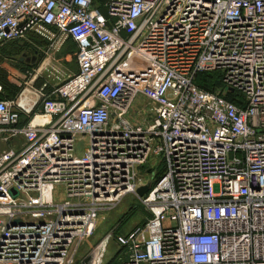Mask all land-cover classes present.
Wrapping results in <instances>:
<instances>
[{
  "label": "built area",
  "instance_id": "2783aa9c",
  "mask_svg": "<svg viewBox=\"0 0 264 264\" xmlns=\"http://www.w3.org/2000/svg\"><path fill=\"white\" fill-rule=\"evenodd\" d=\"M41 27L34 73L65 39L76 71L0 100V142L22 141L0 152V264H80L99 215L142 186L147 217L111 264H264V0H0V46ZM213 71L220 88L194 84Z\"/></svg>",
  "mask_w": 264,
  "mask_h": 264
},
{
  "label": "rangeland",
  "instance_id": "374dc122",
  "mask_svg": "<svg viewBox=\"0 0 264 264\" xmlns=\"http://www.w3.org/2000/svg\"><path fill=\"white\" fill-rule=\"evenodd\" d=\"M54 34L52 29L41 27L37 33L29 32L21 40L5 43L2 47L0 46V92L1 82H10L11 85L15 83L22 89L26 88L29 91L39 89L43 86L44 89H49L61 83L63 79L71 76L75 72V51L72 48V42L66 39L67 41L65 40L66 43H64L63 48L54 55L50 63L46 66L45 72L34 73L38 66L36 59L42 57V51L48 43L47 39H49V37L51 38ZM11 44H17L19 47L21 46L17 55H13ZM8 50L11 51L9 52ZM3 52H8L12 57L4 58L2 55ZM21 53L28 58L36 54V58L27 64L20 65L21 67L19 69L17 66L18 59H24L21 57ZM9 54L7 56H9ZM53 70L58 73L60 72V75L52 73ZM147 108V102L144 99H136L128 114V118L132 123L136 124V126L145 124L147 117L144 112L138 109H142L146 112ZM1 147L6 148L7 146L3 145ZM75 148L78 153H80L84 148V141H77L75 143ZM157 161V159L150 160V173H146L147 169L144 166L136 169L142 184H147L152 181ZM145 217H147V213L140 205L136 194L124 196L115 207L99 215L93 235L81 247L79 252L80 255L87 254L88 251L93 249L105 236L109 235L110 239L106 244L101 263L111 264L112 258L116 257L118 253V246L114 243V236L128 232L135 225L140 224Z\"/></svg>",
  "mask_w": 264,
  "mask_h": 264
},
{
  "label": "trees",
  "instance_id": "16d2710c",
  "mask_svg": "<svg viewBox=\"0 0 264 264\" xmlns=\"http://www.w3.org/2000/svg\"><path fill=\"white\" fill-rule=\"evenodd\" d=\"M98 3H100L102 0H96ZM12 46V53L13 55H17L20 51L21 46L19 47L17 44H11ZM11 50H8L9 52ZM8 52H3L2 55L4 58H10L12 55ZM21 53L20 55H22ZM40 58H37L36 61L38 62ZM194 84L200 88L203 91L206 92H213L215 89L221 87L220 82V75L218 72H203L196 75ZM1 93H0V100H11L13 99L17 94V89L11 85L10 83H3L1 82ZM224 98L230 102H239L240 98L239 95L231 92H225ZM162 173V167H158L154 173L155 179H157Z\"/></svg>",
  "mask_w": 264,
  "mask_h": 264
},
{
  "label": "crops",
  "instance_id": "0c3cea01",
  "mask_svg": "<svg viewBox=\"0 0 264 264\" xmlns=\"http://www.w3.org/2000/svg\"><path fill=\"white\" fill-rule=\"evenodd\" d=\"M66 40V39H65ZM63 41V43H62V45H60V47L57 49V51L55 52V53H53V56H52V58L54 57V55L56 54V53H58L62 48H63V46H64V43H66V41ZM2 47V46H1ZM72 48H73V50L75 51V47H74V45H73V43H72ZM21 57H23L24 59H21V60H19L18 59V64H17V66H18V68L20 69V65H22V64H27L28 62H30V61H28L27 59H28V57H26L24 54H22L21 55ZM24 60V61H23ZM38 63V62H37ZM75 71H76V66H75ZM75 73V72H74ZM51 74V73H50ZM49 74V75H50ZM46 76H48V75H46ZM10 83V82H9ZM12 85L18 90L17 91V94H16V96L17 95H21V97H25V98H29V99H31L32 101H34L35 99H36V97H35V93H34V91L35 90H33V91H29V90H27L26 88H24V89H22L19 85H17V84H15V83H12ZM2 92V91H1ZM0 92V93H1ZM15 96V97H16ZM25 122V118H23V117H21L20 118V121H19V124L21 125V124H23ZM21 140L20 139H13V140H11V141H9V142H7V143H3V142H0V151H6V150H8V149H17L19 146H20V144H21ZM3 145H6L7 147L6 148H3V147H1V146H3Z\"/></svg>",
  "mask_w": 264,
  "mask_h": 264
},
{
  "label": "water",
  "instance_id": "95a60500",
  "mask_svg": "<svg viewBox=\"0 0 264 264\" xmlns=\"http://www.w3.org/2000/svg\"><path fill=\"white\" fill-rule=\"evenodd\" d=\"M20 60V59H19ZM147 186H142L136 189L135 193L138 197L144 195L147 191ZM12 194L14 192L12 191ZM19 221H13L12 224H19ZM110 236H105L93 249H91L80 261V264H101L103 253Z\"/></svg>",
  "mask_w": 264,
  "mask_h": 264
},
{
  "label": "flooded vegetation",
  "instance_id": "af4514ba",
  "mask_svg": "<svg viewBox=\"0 0 264 264\" xmlns=\"http://www.w3.org/2000/svg\"><path fill=\"white\" fill-rule=\"evenodd\" d=\"M28 60V59H27ZM32 60H34L33 58L32 59H29V61H32Z\"/></svg>",
  "mask_w": 264,
  "mask_h": 264
}]
</instances>
